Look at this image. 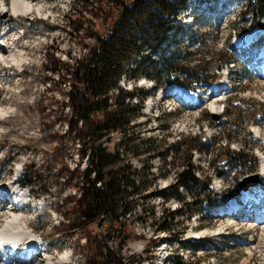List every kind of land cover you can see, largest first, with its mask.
Segmentation results:
<instances>
[{"label":"rangeland","instance_id":"rangeland-1","mask_svg":"<svg viewBox=\"0 0 264 264\" xmlns=\"http://www.w3.org/2000/svg\"><path fill=\"white\" fill-rule=\"evenodd\" d=\"M5 1L7 6L11 3ZM72 1L33 0L43 6L39 13L35 9L13 14L7 7L0 14V37L6 31L9 34L4 37L5 42L20 37L18 44L25 46L26 54L18 66L0 64V87L5 91L0 95L5 115L0 116V183L9 180L19 168L24 174L23 189H29L35 197L32 204L21 209L29 216L28 228L42 238L44 257L37 256L28 264H47L48 259L52 264H90L88 260L95 250L88 247L83 236L76 238L75 233L62 227V221L73 216L67 208L71 206L68 195L74 193V188L62 178L61 166L79 169L75 176H80L86 162L85 157L77 158V141L58 137L63 133L69 110L62 104L65 84L45 83L49 75L46 68L54 67L58 59L71 64L68 53L72 58L86 55L94 42L92 34L104 29L101 22L93 19L92 25L87 23L79 33H71L66 15ZM190 3L194 5L192 15L195 14L193 19L200 29L192 31L182 26L163 40L161 52L156 55L134 52L123 64L117 82L130 94H119L116 88L109 93L110 103L123 98L135 105L143 99V107L139 105L137 111L130 112L125 132L104 135L100 140L109 152H119V158L129 168L128 181L137 180L141 184L138 193L129 197L134 220L126 231L128 239L121 254L125 264H128L125 258L131 254L142 255L148 264H157L161 256L171 254L173 262L165 260L163 264H264V222L257 227L256 219L251 223L242 217L227 220L210 214L215 204L241 192L236 179L257 174L264 156V78L257 73L260 68L256 69L264 58L255 55V75L251 65L246 69L240 62L255 47L251 40L258 30V1L228 0L224 7L221 6L224 0H190ZM183 14L180 18L190 17ZM234 33L236 40L232 39ZM166 57L177 69L176 78L184 84L183 88L200 93L202 101L198 106L188 107L172 97L160 98L159 90L170 84L164 65ZM149 60L155 67L146 73L144 68ZM229 62L236 64L237 73L240 69L245 74L235 79L232 90L215 95L218 96L213 104L219 112L216 120L210 113L212 100L203 94L207 85L222 79L220 67ZM149 100L154 108L146 114ZM135 169L138 174L133 173ZM186 169L184 176L195 175L199 182L187 180L177 187L174 183L176 179L182 180L180 173ZM214 176L220 178L224 189L221 195L210 196L211 203L201 204L198 200L206 195V186L208 183L212 186ZM258 183L254 192L264 190L259 177ZM75 196H79V191L76 190ZM180 208L182 211L173 217L169 215ZM163 209L166 213L162 216ZM164 220L170 233L162 231L159 235L168 249L160 251L155 248L157 241L150 243V238L156 236L153 228ZM89 228L106 234L107 244L115 247L116 230L109 231L97 223ZM174 235L184 240L182 249ZM196 236L204 237L193 239ZM217 239L222 242L216 249L213 246ZM194 241L202 247L195 254L189 250Z\"/></svg>","mask_w":264,"mask_h":264},{"label":"trees","instance_id":"trees-1","mask_svg":"<svg viewBox=\"0 0 264 264\" xmlns=\"http://www.w3.org/2000/svg\"><path fill=\"white\" fill-rule=\"evenodd\" d=\"M187 1L73 0L66 15V24L72 29L71 33H79L87 23L92 25L93 19L101 22L104 29L92 34L94 42L86 55L72 58L68 53L71 64L58 59L54 67L46 68L49 75L45 83H64L66 86L62 104L68 106L69 110L63 133L58 137L70 142L77 141V158L82 160L86 157L80 176H75L79 169L70 170L61 166L62 178L74 188V193L68 195L71 206L67 208L73 216L68 217L67 221L63 220L62 227L69 233H75L76 238L83 236L88 247L95 248L91 253L92 258L88 260L90 264H125L121 249L128 239V226L134 220L129 209V197L130 194H137L141 187L137 180L128 181L129 168L119 158L120 155L109 152L100 142L104 135L109 137L115 131L125 132L130 124V112L137 111L139 107L124 103L123 98H115L114 102L109 103V93L116 88L119 94H130L117 85L123 64L134 52H152V55L161 52L163 40L181 28L178 17L180 11L186 8ZM247 1L264 3V0ZM164 65L170 75L168 83L182 84L171 73L177 69H174L169 57L164 59ZM135 67L132 66V70ZM154 67L155 63L149 60L144 69L147 73V69L152 71ZM185 172L187 169L180 173V184L187 180L199 182L195 175L185 177ZM133 173L138 174L136 169ZM75 177L80 180L76 181ZM206 187L209 192L198 200L201 204L210 201L209 183ZM76 190L79 191L78 197L75 196ZM180 211L182 208L172 210L169 215L173 217ZM161 213L163 216L166 212L163 209ZM93 223L105 226L109 231L116 230L115 247L107 244L106 234L89 228ZM152 231L153 234L157 231L170 233L166 220ZM155 235L150 238V243L157 241L158 236ZM191 245L196 247V244ZM125 259L128 264H140L143 257L131 254Z\"/></svg>","mask_w":264,"mask_h":264},{"label":"bare ground","instance_id":"bare-ground-1","mask_svg":"<svg viewBox=\"0 0 264 264\" xmlns=\"http://www.w3.org/2000/svg\"><path fill=\"white\" fill-rule=\"evenodd\" d=\"M32 1L33 0H11V3H9L10 5L8 4L9 10H11L13 13H20V14L34 12L35 9L38 11L39 6H42L41 3L36 4V3H33ZM2 11L4 10L1 9V4H0V14L2 13ZM257 31H258V34L261 33L260 29H258ZM8 32L9 31H6L4 33V36L9 34ZM14 38L13 39L11 38V41L9 40L10 42L8 41L1 42V44L5 43L7 45V47L0 48V57H1L0 64L5 67L6 66L12 67L14 63L17 64L19 60H24L26 57V54L24 53L25 46L18 44L20 37H17L15 39ZM259 73L262 76H264V67H262V70ZM227 86H228V82L226 80V77L224 76L220 82L215 83L213 88H210L207 92H205L206 94L204 95V97L205 98L208 97L210 100H212V102L210 103V109L212 108L210 110V113H219L217 107H214V104H213L218 96V95L217 96L215 95L218 93L219 88H225ZM3 92H5L4 87H0V95H2ZM162 92L168 93V96L170 95L171 97L182 99L184 103L189 102L190 104L191 103L194 104L196 102L194 95L183 89H176L175 92L173 91V89H171L170 94L169 92H167V90H162L160 93V97H166V96H163ZM214 96L215 98L212 99ZM1 102L2 100H0V114H3L4 109L2 107L3 104ZM256 132L257 134L259 133L258 130ZM257 174L259 175V180H261V182L264 183V156H262L261 168ZM251 190L252 188H249L246 191H243L244 195L245 196L248 195ZM0 197H8L9 200H11V203L9 202L8 207L7 206L4 207L5 209L0 206V213L2 212L0 218L3 216L0 219V242H10L21 236H28V238L29 237L32 238L33 234L35 235L36 238L38 237L41 238L39 235H36L33 230H30L28 228L29 227L28 214L25 212H22V210H19L16 206H14L15 203L20 202L22 201V199H24V190L21 188H15L12 182L8 180H4L0 183ZM226 203L231 204L229 201ZM229 204H226L224 206L214 207L213 210L217 211V209H221V208L226 209L228 208ZM262 222H258L256 226L258 227ZM31 249L32 248H29V251ZM52 263L54 262H51L50 259L47 260V264H52Z\"/></svg>","mask_w":264,"mask_h":264},{"label":"water","instance_id":"water-1","mask_svg":"<svg viewBox=\"0 0 264 264\" xmlns=\"http://www.w3.org/2000/svg\"><path fill=\"white\" fill-rule=\"evenodd\" d=\"M256 13H257V21H256V25L258 28L260 29H264V3H260L257 7H256ZM217 70H219V67H217ZM216 118V120L218 119L217 114H213ZM258 181V174H254L251 176H247L244 180H237L236 182L239 186L240 189L245 190L246 188H248L249 186H253L257 183Z\"/></svg>","mask_w":264,"mask_h":264}]
</instances>
